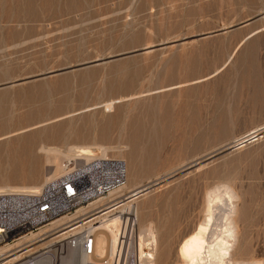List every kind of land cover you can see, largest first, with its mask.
<instances>
[{"label": "rangeland", "instance_id": "rangeland-1", "mask_svg": "<svg viewBox=\"0 0 264 264\" xmlns=\"http://www.w3.org/2000/svg\"><path fill=\"white\" fill-rule=\"evenodd\" d=\"M48 1L0 0V186L60 179L47 150L65 169L72 148H103L126 163L123 187L148 189L133 217L137 243L154 231L155 264H180L223 190L235 259L264 264V0Z\"/></svg>", "mask_w": 264, "mask_h": 264}, {"label": "built area", "instance_id": "built-area-1", "mask_svg": "<svg viewBox=\"0 0 264 264\" xmlns=\"http://www.w3.org/2000/svg\"><path fill=\"white\" fill-rule=\"evenodd\" d=\"M65 169L60 179L46 184L37 192L0 193V248L15 246L11 252L18 255L15 264H64L68 261L80 264L82 257L88 260V264H97L90 261L94 256L95 232H89L87 227L81 232L82 225L85 227L97 215L81 223H77V220L67 226L60 225L51 230L49 227L63 217L72 216L80 209L118 192L126 184L127 165L123 160L95 154L89 161H68ZM122 217L114 260L112 263L104 260L98 264H128L125 259L120 263L124 252L125 257L128 254L135 255L136 219ZM96 221L93 220L94 223ZM44 230L45 234L39 238L17 246L24 238ZM46 237L56 240L54 247L43 246L33 250L34 246L30 245ZM58 241L62 242L57 244ZM4 257L0 256V264H8L3 260Z\"/></svg>", "mask_w": 264, "mask_h": 264}, {"label": "bare ground", "instance_id": "bare-ground-1", "mask_svg": "<svg viewBox=\"0 0 264 264\" xmlns=\"http://www.w3.org/2000/svg\"><path fill=\"white\" fill-rule=\"evenodd\" d=\"M5 1H9V0H5ZM17 4H18V1H17ZM45 11L47 10L45 9ZM261 136H262V133H254L250 137H248L250 138L248 141L249 142L257 141L259 138H261ZM4 139L5 138H2L1 140H4ZM244 139L238 142V144L240 143L239 145H237L238 148H241L244 146V143H245ZM92 149L88 147H76L70 150L69 148L70 151L64 157L68 159V161H71L72 159L74 160L82 159V160L89 161L91 157L95 156V151H93ZM101 150L103 151L102 155H105L104 153L105 149L101 148ZM47 151L49 154L52 153L54 155L55 157L54 163L57 164V166L56 164H54L56 167L55 169L56 171L53 173V175L51 174L52 176L47 178V181H51V180L53 181L55 178L60 176L63 172L65 173L66 169L62 168L63 163L61 164L62 166L59 165L60 163L58 164L60 155L57 152H51L49 150ZM46 162H49L48 159ZM49 164L51 163L49 162ZM38 190L40 189L36 187L30 188V189H23V188L19 189L15 187L0 186V193L20 192V191L37 192ZM124 190L127 191L128 187L125 186L121 188L118 192L111 194L108 198L95 202L87 208L80 209L77 213L73 214L72 216L63 217L62 219L54 223L51 227H49V229L51 230L60 225L67 226L77 220H79V222L77 223H81L82 221L88 218H91V217H88L82 220L80 219L86 216L87 214H89V212H86V210L89 209L90 207H93L94 210H97L101 206L103 207L105 205H108L114 202L115 200L118 201V199H121L122 197L124 198L125 197V195L123 194ZM147 190H148L147 188H142L140 190H135V191L128 190L129 192L127 193H129V195H127L126 199H123V201H120L111 207H106L104 209H101V211L95 214L97 215V217L95 218L97 220L96 223L93 222V220H95L93 219L92 221H89L90 223L86 225L85 227L82 225L81 232L86 227L89 230V232L90 231L95 232L94 256L90 260L92 263L98 264L104 260H108L109 263H112V261L114 260V256L117 252V248H118V237H119L120 229L122 227V221H121L123 218L122 215H127L128 217L136 216L137 209L135 207V202L140 197L146 196V194L149 193V192L147 193ZM223 191L224 192H217V193L213 192L214 195L212 197L208 195L210 198H209V201H207L208 205L206 207L207 208L206 220L200 223L199 226L196 227V229L192 231V233H190L179 245L178 255L180 258V261H179L180 264H258L255 261L253 262V261H245L242 259L241 260L235 259V252H236L237 243L239 241V230H240L238 226V221H237V207L235 205L234 196L232 195V193L228 190H223ZM115 206L117 207L112 208ZM87 229H86V232H87ZM45 232H46L45 230L40 231L36 235L33 234L30 237L24 238L23 240L17 243V246H21L25 242H30L32 240H35L39 238V236L44 235ZM52 241H53L52 238L49 239V237H46L42 240H39L33 243L30 246H34L33 250H36L43 246H46V248H52L54 247L55 245L54 241L56 240H54L53 243ZM61 242L62 241H58L57 244H60ZM156 243H157L156 237H155L154 231L151 226L148 229L146 228V230L144 229L140 232L139 241L136 245V257H137V261L139 262V264H155V258H154L155 251L154 250H156L155 248ZM152 246H154L155 248L154 250L150 248ZM14 248L15 246H12V245L0 248V256H5L3 260L7 261L8 264H15L14 261L18 259L17 257L18 255L15 256V254L11 253L14 250ZM146 248H148L150 252L154 251V253L146 252L145 251ZM73 255H75V253ZM64 264H71V261L64 262ZM80 264H88V260H85L82 257L80 258Z\"/></svg>", "mask_w": 264, "mask_h": 264}, {"label": "water", "instance_id": "water-1", "mask_svg": "<svg viewBox=\"0 0 264 264\" xmlns=\"http://www.w3.org/2000/svg\"><path fill=\"white\" fill-rule=\"evenodd\" d=\"M200 38H202V37H200ZM170 45V44H169ZM161 47H165L164 45H160V46H154V47H151V48H147V49H145L144 51L145 52H151V51H154V50H156V49H158V48H161ZM102 62H104V61H98V62H96L95 64H100V63H102Z\"/></svg>", "mask_w": 264, "mask_h": 264}]
</instances>
